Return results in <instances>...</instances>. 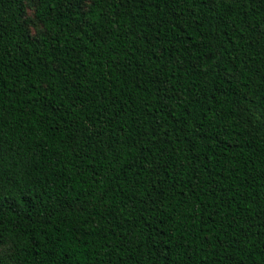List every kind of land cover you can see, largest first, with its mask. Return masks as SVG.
Wrapping results in <instances>:
<instances>
[{
	"label": "trees",
	"instance_id": "1",
	"mask_svg": "<svg viewBox=\"0 0 264 264\" xmlns=\"http://www.w3.org/2000/svg\"><path fill=\"white\" fill-rule=\"evenodd\" d=\"M0 264H264V0H0Z\"/></svg>",
	"mask_w": 264,
	"mask_h": 264
},
{
	"label": "rangeland",
	"instance_id": "2",
	"mask_svg": "<svg viewBox=\"0 0 264 264\" xmlns=\"http://www.w3.org/2000/svg\"><path fill=\"white\" fill-rule=\"evenodd\" d=\"M29 12H30V14L32 13V11H31V10H30Z\"/></svg>",
	"mask_w": 264,
	"mask_h": 264
}]
</instances>
